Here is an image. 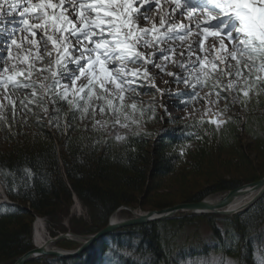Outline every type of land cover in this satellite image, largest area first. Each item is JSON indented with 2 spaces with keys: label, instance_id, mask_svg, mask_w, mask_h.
Segmentation results:
<instances>
[{
  "label": "snow or ice",
  "instance_id": "1",
  "mask_svg": "<svg viewBox=\"0 0 264 264\" xmlns=\"http://www.w3.org/2000/svg\"><path fill=\"white\" fill-rule=\"evenodd\" d=\"M140 2L68 0L66 8L65 0L59 3L0 0V90L4 92L13 119L17 115V99H12L11 93L24 91L27 95L19 98V108L36 116L33 108L47 112L51 105L53 115L48 118L49 125H59L63 108L57 105L67 102L73 109L69 117L72 120L77 118V112L83 119L90 113L94 116L99 108L100 112L115 117L113 124H120L124 119L127 126L126 110L135 112L137 105L125 104V96L141 86H152L148 69L161 67L156 63V53L187 73L172 74L174 80L184 83L186 88L236 89L246 101L249 90L255 85H264V0H184L183 3L174 0L172 13L178 11L180 15H187L189 24L177 25L169 14L168 27L159 34L155 25L151 29H139L136 25L143 13L137 14L134 5ZM12 13L21 18L19 28L9 27L8 16ZM29 17L34 22L30 23ZM192 21H197L194 25L198 30L196 39L188 44L186 55L182 52L179 61H171L172 45L167 48L160 45L174 38L184 41L193 30ZM165 23L164 19L160 20L162 28ZM38 33L39 40L36 39ZM209 36L215 41L211 50L204 47V40ZM194 45L202 53L195 58ZM141 47L153 51L143 52ZM136 62L143 65L142 70L128 67L129 63ZM245 73L248 79L241 86L240 79ZM230 77L236 79L222 84L223 79ZM216 95L219 97L220 91ZM4 107L0 102V110ZM208 123L219 127L225 121L212 119ZM95 126L102 127L99 121ZM195 264H212V261H196Z\"/></svg>",
  "mask_w": 264,
  "mask_h": 264
},
{
  "label": "trees",
  "instance_id": "2",
  "mask_svg": "<svg viewBox=\"0 0 264 264\" xmlns=\"http://www.w3.org/2000/svg\"><path fill=\"white\" fill-rule=\"evenodd\" d=\"M67 105L65 102L57 105L63 108L61 120L66 115L72 120L69 117L73 110H69ZM33 110L40 112L37 108ZM8 112H11L10 109ZM20 112L28 120L33 118L19 108L17 101L16 118L23 122ZM78 115L79 112L76 113ZM32 125L36 129V138L21 140L14 144L13 150L0 152V178L7 195L16 203L0 204V264H13L33 248L32 220L21 230L13 229L15 225L21 226L23 214H37L48 217V220L58 216L64 226L72 194L75 193L93 213L96 222L92 227L94 231L100 230L120 206L136 202L126 191L141 192L147 186L150 190L151 178L171 175L179 161L163 149H157L154 156L147 155L148 152H144L146 141L140 135L129 137L123 147L125 150L118 153L108 140L88 144L89 139L82 131H77L81 137L66 138V152L61 154L55 145V140L60 139L58 133L53 135L46 124L39 121ZM199 132L201 130L196 126L186 124L171 135L174 143L180 144ZM115 165L125 168L128 174L112 187L109 183ZM259 178L237 181L220 178L221 184H208L183 198V202H196ZM151 206L164 207L160 203ZM204 220L209 224L216 245L201 239L198 224ZM219 222L229 224L230 228L222 230ZM263 226L264 194L235 217L191 214L126 226L99 239L81 255L66 258L45 255L27 264H195L201 261V257L208 256L211 250L234 256L240 264H256L254 250L263 242ZM70 229L78 234H90L77 231L72 222Z\"/></svg>",
  "mask_w": 264,
  "mask_h": 264
},
{
  "label": "rangeland",
  "instance_id": "3",
  "mask_svg": "<svg viewBox=\"0 0 264 264\" xmlns=\"http://www.w3.org/2000/svg\"><path fill=\"white\" fill-rule=\"evenodd\" d=\"M35 22L38 23V21ZM19 37L17 36L18 39H20ZM18 43H20L19 40ZM193 49L194 51L199 50L197 48ZM12 51L15 52H13L15 56L16 48L13 47ZM172 53L176 54L175 50ZM23 54L25 53L22 50L21 55ZM169 63L165 64V68L167 67L168 69H163L160 73H158V69H153V72L157 73L158 79L152 77L151 87L147 85L141 86L131 95L126 94L125 104L137 105L135 112L131 109L126 110L127 126H125L124 119H121L120 124H113L115 117L111 113L100 112L99 108L96 109L94 116L90 113L81 119L79 114L73 121L69 120L67 118L68 115H66L64 120L60 119L58 126L55 123L49 125L48 118L53 115V107L51 105L48 106L47 112L40 111L36 116H32L33 118L30 120L27 119L26 115L23 117V113L20 112L22 114L21 120H23V122H20L17 118L13 119L11 112H8L9 108L7 101L4 100V92L0 90V102L5 105L4 109L0 110V117H2L0 118V152L13 150L15 148L14 144L20 143L21 140L36 138V129L30 124L39 121L42 124H46L47 130L52 131L53 135H55L54 132L58 133L60 139L55 140V145L61 154L66 152V138H73L78 135L77 131H82L83 135H87L89 139L88 144L93 145L102 141L107 142L108 140L112 149L114 151L118 150V153L125 150L123 147L129 137L140 135L146 141L144 152H148V154L146 153L147 155L154 156L157 149H163L169 155L178 158L179 161L171 175L151 178L149 183L150 190L147 186L141 192L126 191L128 195H132L136 199V202L133 205L120 206L112 213L110 219L114 216L118 219H128L141 211L160 210L184 203L183 198L193 195L208 184H221L220 178L237 181L243 178L249 180L263 177L264 85H255L249 90V96L246 101L242 93L236 89L220 90L213 89L210 86H197L193 90L186 88L184 83H178L174 80V75L172 74L186 75L187 73L181 67L175 66L173 62ZM230 63L232 65L235 64L234 61ZM128 67L143 69V65L139 62L129 63ZM232 70H235L234 67ZM33 78L36 79L37 76L34 74ZM229 79L235 80L236 77L225 78L222 84H227ZM247 79L248 77L245 73L240 79L241 86ZM192 91L198 93V95H176V93ZM217 91H220L219 97L216 95ZM25 95H27L26 92L19 91L11 93V98L17 99L19 103V98ZM178 101L179 103H177ZM67 108L73 110L69 104ZM165 109L167 110L166 112ZM212 119L225 121V123L217 127L208 123ZM13 121L15 122L13 123ZM96 121H99L102 127L95 126ZM186 124L196 126L203 133L199 132L190 140L175 144L171 134H174L176 130ZM8 125H11V127L9 128ZM117 136L123 137V139L117 140ZM78 137H81V135H78ZM29 142L31 143V141ZM111 172L110 179L112 181L109 184L112 187L119 183L123 176L125 177L128 174V171L125 168H121L120 165H117V167L115 165ZM0 185L5 190L1 178ZM226 192H216L209 195L207 199L222 198ZM157 203L164 205V207L154 208L151 206V204ZM14 204L16 203L14 202ZM70 205V212L63 222L65 227L61 224L62 222L58 216H56V219L48 220L43 219V217L36 218L32 214H23L21 226L15 225L13 229L21 230L22 227L24 228L32 220V242L34 243V222L39 218L42 219L45 223L44 233H46L44 235L48 238L45 241V246H49V238L57 237L71 230V222L77 231L90 233L84 235H91L99 231H94L92 228L95 225L94 223H96L93 213L89 211L77 195L75 196V193L72 194ZM191 214L193 213L179 212L173 217ZM226 216L235 217V215ZM198 225L202 233L201 239L209 241L211 245H216L208 222L206 220L200 221ZM219 225L222 230L230 228V225L225 224V222L221 224L219 222ZM262 231H264V226ZM262 239L261 246H255L254 250L256 264H262V261H264V236ZM36 245L41 246L37 243ZM78 245L79 243L61 238L51 243L49 247L73 251ZM207 255L201 257V262L211 260L212 264H240L236 257L226 255L222 251L211 250Z\"/></svg>",
  "mask_w": 264,
  "mask_h": 264
},
{
  "label": "water",
  "instance_id": "4",
  "mask_svg": "<svg viewBox=\"0 0 264 264\" xmlns=\"http://www.w3.org/2000/svg\"><path fill=\"white\" fill-rule=\"evenodd\" d=\"M247 189L258 190V192L250 201H248L246 204L241 206L239 209L229 211L228 210L229 205L237 197L243 195L246 191H248ZM263 193H264V176L261 177L260 179L245 183L237 188L229 190L222 198L218 199L215 203H209L207 202V199H202L196 202L180 203L172 207H167L160 210H149L141 213H135L133 217H130L125 220L112 221L111 219H109L107 225L101 228L96 233H93L91 235H76L77 238L81 239L80 246L76 250L70 251L61 248H55L49 246L47 248L45 246L34 245L32 249L28 250L26 253H24L19 258H17L14 264H27V262H29L30 260L43 255H52L56 257H70V256L80 255L92 244H94L97 240L112 233L113 231L119 228L137 225V224H144L154 220L166 219L174 215L175 213L181 211H192L197 214H211V213L223 214V215L234 214L240 211L242 208L251 205ZM34 216H36V218L38 217L42 218V216H39L37 214H34ZM43 219H48V217H43ZM64 237H67L66 233L60 234L59 236L54 238H49L48 241L49 243H52Z\"/></svg>",
  "mask_w": 264,
  "mask_h": 264
},
{
  "label": "bare ground",
  "instance_id": "5",
  "mask_svg": "<svg viewBox=\"0 0 264 264\" xmlns=\"http://www.w3.org/2000/svg\"><path fill=\"white\" fill-rule=\"evenodd\" d=\"M54 3H59V0H53ZM154 2H158V6L156 8H154L153 10H149V5H152ZM174 2V0H141L140 3H137L134 5V7L137 9V14L143 13V15L141 16L140 19L136 20V25L138 26L139 29H151L153 27V25H155V27L159 30V33H163L165 32V29L168 27V17L169 14H172L173 16V21L175 24L179 25V24H184V25H188L189 21H188V17L187 15H180L177 11V13H172V7L171 4ZM181 2V0H180ZM182 3V2H181ZM66 8L68 6V0H65V5ZM68 14L71 15V9H68ZM10 16H8V20H9V27L12 25V22L10 20ZM164 19L166 21L164 27L162 28L160 26V20ZM197 23V21H192L191 24L193 26V30L191 32L190 35H187L185 37L184 41H181L178 38H174L172 40H166L164 43H162L160 45L161 48H167L169 46V44L172 45L173 49L175 50L176 54L172 53L170 56V60L171 61H179L181 59L180 57V53H185V55L187 54V47L188 44L192 43V41H194L196 39L197 36V29L194 27V25ZM11 28V27H10ZM20 38V37H19ZM17 40L20 41V39L17 38ZM208 43V44H207ZM213 43H215L214 39L209 36L207 38V42L205 43L204 47L208 50L211 49V46L213 45ZM228 43V42H226ZM207 44V45H206ZM195 46V45H194ZM193 46V48H194ZM218 46V45H217ZM229 49H231V44H228ZM140 51L143 52H152L153 49L151 48H140ZM14 52V51H13ZM15 53V52H14ZM193 53L194 56L193 58H195L196 55H202V53L200 52V50L198 51H194L193 49ZM157 57L160 59L156 60L157 64H160L161 67L156 68V70L158 69V73L161 72V70H167L168 68H165V64L169 63L168 61H164L162 59V57H160V53H156ZM209 59H211V56H209ZM171 63V62H170ZM169 63V64H170ZM141 64V63H140ZM175 66L177 65L176 63H173ZM173 66V65H172ZM153 67H149L148 71L151 75V77L158 79L157 77V73L153 72ZM169 71V70H168ZM183 73V72H182ZM3 189V188H2ZM2 189H1V185H0V193L2 194ZM248 191H246L243 195H240L239 197H237L228 207L229 211H233L236 209H239L241 206H243L244 204H246L248 201H250L255 194H257L258 190H252V189H247ZM207 202L209 203H215L216 199H207ZM143 212V211H141ZM138 212V213H141ZM112 221H117L120 220L117 217H112L111 219ZM35 241L38 245L41 246H45V241L48 239L44 234L45 231V223L42 219H37L35 222ZM74 238V236H72ZM47 244V242H46ZM48 248V246H45Z\"/></svg>",
  "mask_w": 264,
  "mask_h": 264
}]
</instances>
